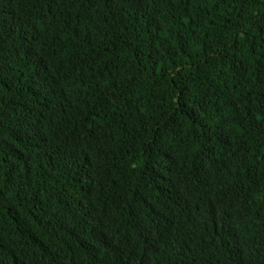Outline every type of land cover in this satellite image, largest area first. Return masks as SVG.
<instances>
[{
	"label": "trees",
	"instance_id": "trees-1",
	"mask_svg": "<svg viewBox=\"0 0 264 264\" xmlns=\"http://www.w3.org/2000/svg\"><path fill=\"white\" fill-rule=\"evenodd\" d=\"M0 264H264V0H0Z\"/></svg>",
	"mask_w": 264,
	"mask_h": 264
}]
</instances>
